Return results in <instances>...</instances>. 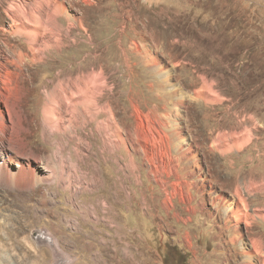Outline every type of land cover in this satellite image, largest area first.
<instances>
[{
  "label": "rangeland",
  "instance_id": "rangeland-1",
  "mask_svg": "<svg viewBox=\"0 0 264 264\" xmlns=\"http://www.w3.org/2000/svg\"><path fill=\"white\" fill-rule=\"evenodd\" d=\"M35 1L0 0V59L26 45L5 11L53 8ZM58 1L60 49L7 99L0 135L43 171L0 180V264H245L264 236V0ZM85 69L103 97L57 130L45 111Z\"/></svg>",
  "mask_w": 264,
  "mask_h": 264
},
{
  "label": "bare ground",
  "instance_id": "bare-ground-1",
  "mask_svg": "<svg viewBox=\"0 0 264 264\" xmlns=\"http://www.w3.org/2000/svg\"><path fill=\"white\" fill-rule=\"evenodd\" d=\"M50 2H53V6L51 5L53 8H50V11L48 9V11L33 10L30 12L12 11V9L5 11L6 18L10 19L9 27L11 33L14 35H22L26 38V45H24V47L15 49L12 45H9V51L6 50L7 47L5 50L1 51L3 57L0 59V132H4L2 131L3 124L9 123L8 127H6L7 131L4 132L5 136L9 135V141L11 139L13 125L8 100L9 98H13L16 102L20 101L18 93L21 86V77L26 76L24 68H32L34 65L42 62L45 60L47 50L53 48L60 49L62 44L61 39L58 38L59 32H57L54 27L58 17H60V13L56 9L60 1L36 0L34 4L35 6L41 7L42 4H48ZM63 8H65L64 5ZM70 27L73 26L71 25ZM86 67L88 66L84 65L82 68ZM82 72L83 75H81L79 83H71L70 88H65L63 90L64 93L56 99L55 104L58 108L51 106L45 111L46 117H48V123L52 127H56L57 130L62 129L66 132L69 129L68 127L71 125L70 108L72 106L80 104L84 108L86 118H88L87 107L89 103L92 101L97 102L98 98L103 97L102 95L106 86L101 75L95 80L90 77L86 69L82 70ZM65 120L69 121V126H65ZM21 133H29V128L25 127L23 123H20V134ZM1 135L0 180L2 182L4 181V183H9V187L12 188H24L28 180L33 181L38 179L41 181L42 179L38 177V173L40 174L41 171H43L40 162L34 159H25L26 157H23L21 151L7 144L2 139ZM235 205H237V212L232 213L230 219L237 224H239L241 220H244V222L249 225L250 220L245 214V211L242 210L245 206V200L240 195L237 197ZM0 209L3 211L9 210V202L6 201V199L2 200L0 203ZM231 210L232 208L230 211ZM258 215L264 219V213ZM236 234L238 233L235 232V235ZM236 239L238 238H235L232 242ZM252 248L254 256L244 254L246 257V261L244 260L245 264H252V257L259 258L258 260L260 263L264 264V236H256L252 241ZM0 263H4V258L2 260L0 259Z\"/></svg>",
  "mask_w": 264,
  "mask_h": 264
}]
</instances>
